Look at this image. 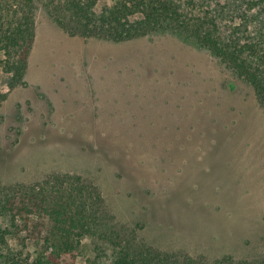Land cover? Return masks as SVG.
Instances as JSON below:
<instances>
[{
	"label": "rangeland",
	"instance_id": "1",
	"mask_svg": "<svg viewBox=\"0 0 264 264\" xmlns=\"http://www.w3.org/2000/svg\"><path fill=\"white\" fill-rule=\"evenodd\" d=\"M45 3L35 1L24 83L9 87L0 67V182L78 174L97 187L114 226L147 245L264 258V110L251 86L171 32L70 36ZM41 244L29 238L20 264L93 258L87 247L46 263L36 259Z\"/></svg>",
	"mask_w": 264,
	"mask_h": 264
},
{
	"label": "trees",
	"instance_id": "2",
	"mask_svg": "<svg viewBox=\"0 0 264 264\" xmlns=\"http://www.w3.org/2000/svg\"><path fill=\"white\" fill-rule=\"evenodd\" d=\"M35 1L0 0V67L10 75L9 87L24 83ZM97 2L46 0L45 7L70 36L124 41L171 32L206 49L247 82L264 110V0ZM29 238L41 241L43 251L36 259L46 263L65 254L74 257L88 247L93 256L88 264L103 254L111 264H264V258L209 259L147 245L133 229L114 226L97 187L78 174H55L34 183L0 182V262L20 264L28 258ZM83 238L89 239L87 245Z\"/></svg>",
	"mask_w": 264,
	"mask_h": 264
}]
</instances>
